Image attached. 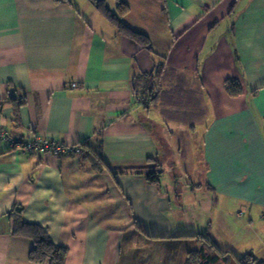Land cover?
I'll return each instance as SVG.
<instances>
[{
  "label": "crops",
  "instance_id": "1",
  "mask_svg": "<svg viewBox=\"0 0 264 264\" xmlns=\"http://www.w3.org/2000/svg\"><path fill=\"white\" fill-rule=\"evenodd\" d=\"M76 1L0 0V99L14 88L26 99L20 123L11 104L0 108V264H50L30 260L33 240L13 235L15 203L68 247L65 264H121L126 250L149 246L161 259L178 249L168 253L173 237H198L173 223L180 194L252 177L264 184V0H127L123 19L150 48L91 0L85 10ZM160 63L156 102H135L133 75ZM229 78L242 93H228ZM99 133L110 170L78 154L86 141L97 147ZM38 136L78 149L28 151L10 138ZM130 166L162 168L160 184L117 172ZM126 234L138 236L130 247Z\"/></svg>",
  "mask_w": 264,
  "mask_h": 264
},
{
  "label": "trees",
  "instance_id": "2",
  "mask_svg": "<svg viewBox=\"0 0 264 264\" xmlns=\"http://www.w3.org/2000/svg\"><path fill=\"white\" fill-rule=\"evenodd\" d=\"M91 1L113 22L119 32L146 48L151 47L150 37L146 33L132 28L124 21L123 16L130 8L127 0H117L115 11L111 10V8L105 3V0ZM54 2L70 3L71 0H54ZM163 70L164 64L160 63L153 71L141 72L133 75L132 97L135 102L142 101L146 106H150V104L156 102L161 89L160 78ZM225 87L231 95H238L243 92L241 83L236 79H227L225 81ZM13 90L9 91L5 97L0 99V108H2L5 104H11L13 106L15 119L18 123H20V108L26 103L25 93L24 91L18 93ZM97 136V147H91L89 142L86 141L82 145L78 154L83 161L90 162L97 170L109 169L105 164L103 156L102 133H99ZM127 171L144 172L146 173L147 181L155 182L158 185L160 184L161 175L163 174V169L158 166H130L120 168L117 172ZM9 215L13 219V235L26 236L33 240L34 244L29 252L30 260L38 263L45 262L47 260L50 261V264L66 263L68 247L55 242L49 235L47 229L40 223L26 220L23 216V206L21 204L15 203L9 212ZM196 236L198 237L195 239L200 242L199 247L190 248V246H183L181 248L179 244V247L176 246L177 243L174 239H171L168 242V253L172 248L181 249V253L185 250L186 258L181 264H264V259H260L253 251L246 252L243 255H238L233 250L221 248L209 234L199 232ZM175 239H177V237ZM179 241L181 240L179 239ZM173 245L176 247H173Z\"/></svg>",
  "mask_w": 264,
  "mask_h": 264
},
{
  "label": "rangeland",
  "instance_id": "3",
  "mask_svg": "<svg viewBox=\"0 0 264 264\" xmlns=\"http://www.w3.org/2000/svg\"><path fill=\"white\" fill-rule=\"evenodd\" d=\"M80 1H83L82 5L79 4ZM89 1L79 0V3L78 1L76 2L81 10H85V4L90 3ZM106 3L111 9L116 10L117 0H106ZM94 7V10L98 13L100 10L96 6ZM92 21H95L94 16H92ZM181 173L184 175L185 172ZM183 181H185L184 178ZM201 181L198 177L194 179V183ZM208 187L206 184L203 187L190 190L186 196L180 194L183 202L181 206L187 208L186 204L189 203L190 206L187 208L189 211L180 210L182 207L179 206L176 217L173 215V223L181 228H188L187 225L193 226L197 231L211 235L221 248L233 250L238 255L253 251L260 259H264V184L256 182L252 177L243 181L229 180L224 189L218 191H213L209 187V191L206 194L204 191ZM203 194L204 196L208 195L205 198L206 201L202 200ZM194 209H196L195 213H197V216H192L195 218L193 222H190L191 215L189 214ZM141 231L146 233L143 228H141ZM136 234L135 236L134 234H126L124 236L127 239L125 243L129 245L128 247H130L132 242L131 238L133 236L134 238L138 237ZM180 238V235H178L177 239L173 237L181 248L183 246H193V244L197 243H199L197 247L200 246V242L197 239L179 241ZM140 239L143 240V242L141 241L142 243H145L144 236ZM148 240L158 242L156 245H161L160 242H166L163 238L154 240L152 237H148ZM125 254L127 255H124L125 257L121 264H173L174 259H176V262L178 261V264H181L185 261H183L185 254L181 255V249H177L175 254L168 256H164V251H162L161 259L150 255L153 253H151L149 246L145 247V249L142 248L140 251L137 249L134 251L126 250Z\"/></svg>",
  "mask_w": 264,
  "mask_h": 264
},
{
  "label": "built area",
  "instance_id": "4",
  "mask_svg": "<svg viewBox=\"0 0 264 264\" xmlns=\"http://www.w3.org/2000/svg\"><path fill=\"white\" fill-rule=\"evenodd\" d=\"M73 86H77V82L73 81L72 82ZM3 136V133L0 132V138ZM12 142L15 143L16 145L18 144L20 149H24V150H28V151H52V152H59L61 150H66L68 152L74 150V149H78L75 147H58V146H54L52 144V142L43 137V136H38L35 137L34 139H28V140H23V141H16L13 137H10Z\"/></svg>",
  "mask_w": 264,
  "mask_h": 264
}]
</instances>
